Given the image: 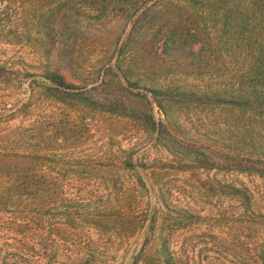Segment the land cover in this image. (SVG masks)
Segmentation results:
<instances>
[{
  "label": "rangeland",
  "instance_id": "374dc122",
  "mask_svg": "<svg viewBox=\"0 0 264 264\" xmlns=\"http://www.w3.org/2000/svg\"><path fill=\"white\" fill-rule=\"evenodd\" d=\"M90 1L64 25L52 12L55 0H0V111L27 103L30 112L12 124H34L40 148L86 162L53 169L86 178L87 191L119 196L125 209L146 193L143 177L159 219L129 237L116 218L114 226L71 230L64 254L79 253L82 264H131L147 239L152 264L166 257L169 264H263L264 226L248 220L239 197L209 185L245 190L252 210L264 213V105L164 101L163 114L153 104L166 138L132 112L149 109V88L202 90L242 79L264 89V58L250 50L264 41V0ZM118 64L137 88L114 74ZM54 67L83 93L51 97L39 74Z\"/></svg>",
  "mask_w": 264,
  "mask_h": 264
},
{
  "label": "trees",
  "instance_id": "16d2710c",
  "mask_svg": "<svg viewBox=\"0 0 264 264\" xmlns=\"http://www.w3.org/2000/svg\"><path fill=\"white\" fill-rule=\"evenodd\" d=\"M37 1L40 0H34V3ZM88 4H91L90 0H55L51 8L59 22L63 21L66 25ZM34 6L38 8L35 4ZM63 28L61 26L56 31L57 36L64 34ZM250 50L254 57L262 60L264 41L258 47L251 45ZM123 71L121 65L113 66L114 74L121 76L122 83L137 88V83L132 84ZM39 75L43 78L41 85L57 100L83 93L76 84L67 80L58 67L45 69ZM148 92L151 93L149 109L142 112L133 108L132 113L147 129L157 133L158 138L169 135L166 122L157 121L153 114L155 104L163 114L166 113L164 101L227 105L244 110L259 109V106L264 105V89L254 82L242 79L236 86H207L202 90H187L168 85L149 88ZM125 95L128 99H133L130 90L127 89ZM143 95L148 97L147 94ZM7 111L8 114L0 111V264H63L65 259L70 260V264H82L84 257L79 253L67 255L63 252L65 243L71 238V230L87 225L97 227L105 221L107 225L114 226V220L111 219L116 218L115 221L118 220L120 224L126 223L125 228L121 226L120 230L129 237L138 227L145 228L150 221L157 222V210L152 211L150 207L155 195L151 188L146 187L143 177L138 176L137 181L146 193L142 191V199H138L136 195L134 203L128 209L123 207L119 196L115 199L111 194L87 191L84 185L86 178L53 169L57 165L64 168L79 167L86 165V162L79 158L71 159L64 153L58 154L49 147L40 148L39 134L34 124L29 127L12 124L19 115L24 116L30 112L27 103ZM58 130L60 132L56 131L57 137L60 135L65 139L66 129L60 127ZM41 141L47 146L53 142L49 134L42 135ZM206 161L204 156L199 163L205 165ZM123 164L125 167L129 166L131 161L126 159ZM261 175L264 176V173L261 172ZM209 187L215 192L239 197L248 220L264 226V213L252 210L250 196L245 190L227 185ZM152 249L147 248L146 239L133 256L131 264H152ZM158 261L161 262V259ZM169 262L170 257L162 261L163 264Z\"/></svg>",
  "mask_w": 264,
  "mask_h": 264
}]
</instances>
